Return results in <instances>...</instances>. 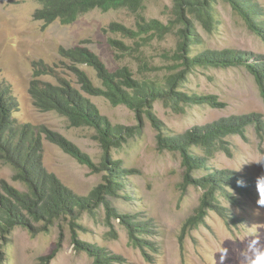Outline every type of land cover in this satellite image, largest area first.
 <instances>
[{
  "label": "rangeland",
  "instance_id": "rangeland-1",
  "mask_svg": "<svg viewBox=\"0 0 264 264\" xmlns=\"http://www.w3.org/2000/svg\"><path fill=\"white\" fill-rule=\"evenodd\" d=\"M216 1L213 29L193 21L201 44H194L192 53L226 49L264 55V39L248 28L230 4ZM250 1L262 9L259 18L264 20V0ZM174 6V0H142V6L134 10L93 9L64 25L59 20L51 24L35 20L33 14L40 7L36 0H0V78L11 86L17 100L18 110L14 113L17 122L29 124L34 133L40 134L44 169L78 196H87L105 183V173L79 163L53 140V134L87 154L97 168L105 152L94 128L75 126L56 111H43L34 104L29 92L33 79L57 87L69 86L93 102L110 125L133 128L134 135L126 143L109 150L112 160L134 170L126 177L130 198L106 199L114 213L133 215L138 222L146 223L150 230L143 237L153 243H143V248L133 246L121 219L112 218L100 205L83 213L80 219L62 217L46 232L32 235L23 228H15L0 241V264H94L91 253L76 248L75 239L102 249L108 256L119 257L122 264H239L241 250L247 244L245 233L256 234L264 243V205L259 204L264 200L258 201L255 188V179L264 173V167L252 162L264 156V131L258 133L251 125L245 136L228 135L223 138L220 150L212 155L198 146L192 149L206 160L207 171H231L252 184L243 195L229 190L237 203L221 202L227 208L225 215L236 218L235 221L209 206L202 208L204 213L200 212L204 190L192 181L201 173L186 171L180 151L158 147V131L146 114L139 116L125 105L113 106L103 96L85 93L76 70L83 71L95 87H102L101 80L93 67L68 54L73 48H83L95 54L111 73L127 68L135 78L162 82L174 63L172 54L180 40L181 25L169 24L175 17ZM140 15L171 28L161 33L153 30L145 39L125 37L110 29L112 23H119L136 30ZM112 39L121 41L126 50H119L110 42ZM191 71L182 91L214 95L224 108L194 105L177 113L162 101H156L151 111L163 134L177 135L252 113L264 122V100L245 67L197 66ZM242 163L240 170H235ZM4 184L19 191L27 190L15 180L12 167L0 160L2 194ZM42 257L46 258L42 261ZM117 261L112 260L113 264H119Z\"/></svg>",
  "mask_w": 264,
  "mask_h": 264
},
{
  "label": "trees",
  "instance_id": "trees-1",
  "mask_svg": "<svg viewBox=\"0 0 264 264\" xmlns=\"http://www.w3.org/2000/svg\"><path fill=\"white\" fill-rule=\"evenodd\" d=\"M40 5L33 14L35 20L45 24L59 20L64 25L73 23L79 16L93 10L108 11L111 9L131 8L142 6V0H36ZM230 4L245 21L248 28L264 39V20L255 3L250 0H223ZM216 0H174L175 17L169 24H180L176 50L172 54L173 65L163 77L162 82L154 79L135 78L127 68L115 73L109 72L98 57L83 48H73L68 51L70 57L79 63H86L93 67L101 80L102 87H95L87 75L80 70L81 87L90 96H103L111 105H125L138 113L148 116L157 129V145L160 149L180 151L183 154V165L186 171L201 173L192 182L204 190L200 201V212L204 206H209L227 219L236 218L226 216V207L221 202L237 203L232 192L235 190L243 195L249 192L252 184L240 175L226 170L206 167V160L193 153L196 146L204 153L212 155L220 150L224 144V137L231 134L245 136L247 128L254 125L257 132L264 131V122L258 114L232 116L215 121L186 132L169 135L163 134V129L151 109L156 101H162L177 113L194 105H209L214 108H224V104L214 95L202 96L196 92L182 91L183 83L192 76L195 67H245L254 77L264 100V55L241 53L234 50L211 51L193 54L191 47L201 44L199 35L195 31L193 21L200 22L209 29L214 27L213 8ZM156 19L146 20L140 15L136 23V30L119 23H112L110 29L121 33L125 37L137 39L152 35V31L164 32L171 28ZM173 26V25H172ZM119 50H126V46L118 40L110 41ZM29 92L34 104L43 111H56L67 117L75 126H89L94 128L104 148V156L100 167L93 163L90 157L81 152L72 143L53 134V140L79 163L88 165L105 173V183L94 188L87 196H78L71 189L64 186L57 177L48 173L41 157V138L29 124L19 123L14 115L18 110V103L12 93L11 86L0 78V160L8 163L14 170L15 180L23 183L27 190L19 191L4 184L5 194L0 193V241L5 240L15 228H23L30 234L48 231L57 220L62 217L80 219L85 212H90L103 205L109 216L121 219L126 226L130 242L133 246L143 248V243H149L143 237L150 227L146 223L138 222L133 215L114 213L106 197L130 198L126 192L128 181L126 177L133 174V169H125L121 161L112 160L109 155L110 147L120 148L123 143L134 135L132 127L112 126L101 114L97 106L83 97L78 91L67 87H57L48 82L33 79ZM160 131V132H159ZM244 181L245 186L237 184ZM40 224V227H35ZM77 249L91 253L94 264H122L119 257L108 256L102 249L83 243L75 239ZM151 249V248H149ZM46 258V257H45ZM44 257L41 258L43 261Z\"/></svg>",
  "mask_w": 264,
  "mask_h": 264
},
{
  "label": "clouds",
  "instance_id": "clouds-1",
  "mask_svg": "<svg viewBox=\"0 0 264 264\" xmlns=\"http://www.w3.org/2000/svg\"><path fill=\"white\" fill-rule=\"evenodd\" d=\"M252 162L264 167V156ZM243 164L244 163L235 170H240ZM237 184L245 186L244 181L242 180H238ZM255 188L259 195L258 201L264 200V173L256 177ZM259 204L264 205V203ZM250 237L251 239H249ZM244 238L246 239L247 244L246 247L241 250L239 264H264V243H261L260 238L253 233H245ZM224 252H226V250H224Z\"/></svg>",
  "mask_w": 264,
  "mask_h": 264
}]
</instances>
